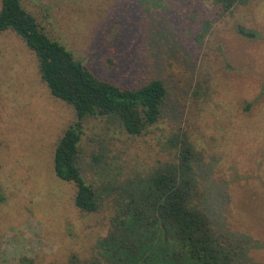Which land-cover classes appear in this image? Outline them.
<instances>
[{
    "label": "rangeland",
    "instance_id": "1",
    "mask_svg": "<svg viewBox=\"0 0 264 264\" xmlns=\"http://www.w3.org/2000/svg\"><path fill=\"white\" fill-rule=\"evenodd\" d=\"M175 1H164L167 11L145 10L143 0L22 4L96 75L129 86L157 78L168 91L159 121L140 136H104L97 121L83 123L85 179L103 184L165 159L166 137L180 129L204 155L198 170L213 202L209 216L232 235L237 264H264V0L226 13L211 0ZM203 18L212 23L205 33ZM237 24L259 37L241 36ZM74 119L41 80L24 41L1 33L0 264L23 256L34 264H83L106 234L110 199L81 211L74 183L53 173L55 143ZM100 144L112 170L99 171Z\"/></svg>",
    "mask_w": 264,
    "mask_h": 264
},
{
    "label": "trees",
    "instance_id": "2",
    "mask_svg": "<svg viewBox=\"0 0 264 264\" xmlns=\"http://www.w3.org/2000/svg\"><path fill=\"white\" fill-rule=\"evenodd\" d=\"M143 1L145 10L153 5L167 11L164 1L176 3ZM211 1L220 13H226L250 0ZM211 24L203 18V33ZM5 31L24 41L51 95L74 111L75 119L55 143L54 175L74 183V204L81 211L98 210L103 195L110 199L107 232L83 264H237L239 250L232 235L218 230L209 216L213 202L198 170L204 155L186 132H170L165 141L167 157L146 168L134 169L124 177L113 175L103 184L85 179L83 123L97 121L104 136L119 130L132 137L142 135L159 121L166 104L168 91L163 81L152 78L129 86L96 75L47 34L22 0H0V34ZM236 32L250 39L259 37L240 24ZM97 152L99 171L112 170L107 145L100 144ZM18 260L15 264H34L26 256Z\"/></svg>",
    "mask_w": 264,
    "mask_h": 264
}]
</instances>
